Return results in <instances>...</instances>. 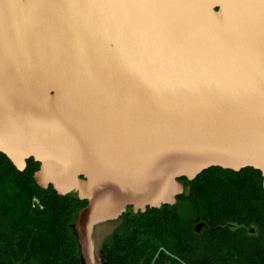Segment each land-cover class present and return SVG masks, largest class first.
Listing matches in <instances>:
<instances>
[{"label":"water","instance_id":"1","mask_svg":"<svg viewBox=\"0 0 264 264\" xmlns=\"http://www.w3.org/2000/svg\"><path fill=\"white\" fill-rule=\"evenodd\" d=\"M0 153L95 226L213 166L264 186V0H0Z\"/></svg>","mask_w":264,"mask_h":264},{"label":"trees","instance_id":"2","mask_svg":"<svg viewBox=\"0 0 264 264\" xmlns=\"http://www.w3.org/2000/svg\"><path fill=\"white\" fill-rule=\"evenodd\" d=\"M27 163L18 170L0 153V264H85L75 224L87 200L41 187L40 164ZM180 180L175 204L128 206L113 220L121 224L101 244L105 264H264L261 172L213 166Z\"/></svg>","mask_w":264,"mask_h":264},{"label":"rangeland","instance_id":"3","mask_svg":"<svg viewBox=\"0 0 264 264\" xmlns=\"http://www.w3.org/2000/svg\"><path fill=\"white\" fill-rule=\"evenodd\" d=\"M120 224L121 221H111L101 227H98L97 229H94L92 236L94 244V254L96 255V261H99L100 264H105L104 257L101 253V244L117 229V227H119Z\"/></svg>","mask_w":264,"mask_h":264}]
</instances>
